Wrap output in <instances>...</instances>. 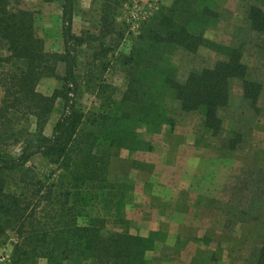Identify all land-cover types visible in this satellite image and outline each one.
Returning a JSON list of instances; mask_svg holds the SVG:
<instances>
[{"label": "trees", "instance_id": "obj_1", "mask_svg": "<svg viewBox=\"0 0 264 264\" xmlns=\"http://www.w3.org/2000/svg\"><path fill=\"white\" fill-rule=\"evenodd\" d=\"M59 1L64 50L52 53L38 35L34 13L12 10L11 0H0V40L8 51L0 57V246L9 236L15 239L11 264H147L154 233L143 237L129 227L111 231L99 210L100 205L115 209L121 219L124 198L109 181L112 160L122 150H152L138 129L173 125L167 97L181 111L199 113L205 130L218 136L231 84H242L244 99L256 113L263 87L251 79L242 46L206 39L207 29L219 21L210 0H171L142 24L130 52L118 54V44L109 39L125 37L117 20L119 1L105 0L97 33L80 35L73 31L77 0ZM256 1L247 19L251 30L264 36V0ZM83 47L90 56L79 81L78 50ZM202 47L222 59L180 80L169 59L178 51L196 54ZM115 65L126 80L121 98L106 77ZM44 78H56L60 88L51 95L40 93ZM81 87L97 98V110L80 105ZM59 101L63 108L47 132ZM241 141L235 135L227 141L229 149ZM37 158L48 166L46 174L37 171ZM255 264H264V247Z\"/></svg>", "mask_w": 264, "mask_h": 264}, {"label": "rangeland", "instance_id": "obj_2", "mask_svg": "<svg viewBox=\"0 0 264 264\" xmlns=\"http://www.w3.org/2000/svg\"><path fill=\"white\" fill-rule=\"evenodd\" d=\"M117 1L120 2L117 20L126 29L123 40L118 41V37L109 39L110 43L118 44L117 54L129 53L142 24L154 17L161 6L171 4V0ZM210 1L219 13V21L207 29L205 37L220 45L243 47L250 77L263 87L260 112L256 113L244 99L242 84L234 81L230 104L220 112L223 129L218 136H212L203 127V117L199 113H185L167 97L165 106L174 118L173 125L165 124L157 129L141 126L138 129L140 138L150 144L152 150H122L120 156L111 162L109 181L118 198H124L121 219L115 209L109 212L111 208L100 205L99 210L107 218L111 231L129 227L131 233L139 235L136 233L138 220L144 214L160 215L159 209L177 204L178 196L174 190L190 185L199 189L200 193L193 197L204 205L200 209L194 204L193 211L215 221L223 234L219 238L200 241L201 250L188 264H255L264 247V36L252 31L247 19L248 7L257 4L256 0ZM104 3L105 0H77L74 33L80 35L87 30L97 33ZM11 9L34 13L36 29L45 42L46 51L64 50L63 9L59 0H11ZM7 55V45L0 40V57ZM89 56L86 47L78 50L79 81H82ZM220 59L219 53L202 47L196 54L178 51L169 61L176 68L177 77L185 81L192 71L211 68ZM62 72L60 67L59 73ZM106 77L117 88V97L121 98L126 80L120 67H112ZM60 86L56 78H44L37 90L51 95ZM2 97L0 89V104ZM76 98L85 111L97 110L99 106L97 98L84 87ZM62 108L63 102L59 101L47 132L51 131ZM235 135H240L242 141L232 150L227 141ZM34 164L39 174L47 173L48 166L43 160L37 158ZM151 177L156 182L155 188L146 191L144 183ZM164 230L161 228L160 232L154 233L155 243L165 237ZM14 242L13 236H9L8 242L0 246V264H11ZM183 243L179 242V246ZM151 256L153 260L157 259L155 255Z\"/></svg>", "mask_w": 264, "mask_h": 264}, {"label": "crops", "instance_id": "obj_3", "mask_svg": "<svg viewBox=\"0 0 264 264\" xmlns=\"http://www.w3.org/2000/svg\"><path fill=\"white\" fill-rule=\"evenodd\" d=\"M155 183L153 177L148 178L144 183V189L153 190ZM199 193V189L190 185L181 186L174 190V194L178 196L177 204L167 206L164 210L159 209L158 216L144 214L142 219L138 220L140 226L138 225L136 233L143 237L160 232L161 228L165 229V237L157 241L154 251L147 255V264H188V261L192 262L195 254L201 250L200 241L223 234L218 230L215 221L193 211L194 204L196 208H204V205L193 197ZM179 242L184 243L179 246ZM151 255H155L157 259L153 260Z\"/></svg>", "mask_w": 264, "mask_h": 264}]
</instances>
